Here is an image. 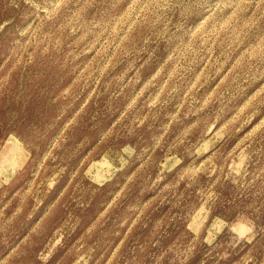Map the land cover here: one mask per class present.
<instances>
[{
  "label": "rangeland",
  "instance_id": "rangeland-1",
  "mask_svg": "<svg viewBox=\"0 0 264 264\" xmlns=\"http://www.w3.org/2000/svg\"><path fill=\"white\" fill-rule=\"evenodd\" d=\"M0 264H264V0H0Z\"/></svg>",
  "mask_w": 264,
  "mask_h": 264
},
{
  "label": "bare ground",
  "instance_id": "bare-ground-1",
  "mask_svg": "<svg viewBox=\"0 0 264 264\" xmlns=\"http://www.w3.org/2000/svg\"><path fill=\"white\" fill-rule=\"evenodd\" d=\"M9 152H12V151H9ZM10 154L8 153L7 156H9ZM10 157V156H9ZM9 157H6V159H10ZM23 158V157H22ZM104 159V158H103Z\"/></svg>",
  "mask_w": 264,
  "mask_h": 264
}]
</instances>
